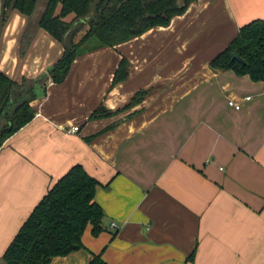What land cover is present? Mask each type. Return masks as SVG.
I'll return each instance as SVG.
<instances>
[{"label":"crops","instance_id":"obj_1","mask_svg":"<svg viewBox=\"0 0 264 264\" xmlns=\"http://www.w3.org/2000/svg\"><path fill=\"white\" fill-rule=\"evenodd\" d=\"M255 18L264 19V0H192L164 25L80 46L61 81L36 89L33 116L0 144V264L72 164L97 181L99 230L86 224L82 246L47 264H86L92 254L106 264H264L263 84L208 65ZM60 51L34 18L8 11L6 76L34 77ZM120 56L128 71L111 83ZM98 107L107 113L89 116Z\"/></svg>","mask_w":264,"mask_h":264},{"label":"trees","instance_id":"obj_2","mask_svg":"<svg viewBox=\"0 0 264 264\" xmlns=\"http://www.w3.org/2000/svg\"><path fill=\"white\" fill-rule=\"evenodd\" d=\"M192 0H0V26L9 10L31 16L35 25L61 46L58 57L34 77L14 80L0 71V144L27 122L34 113L29 101L46 81L59 82L65 76L79 47L88 40L112 46L153 25H164L181 13ZM76 36L75 39L73 37ZM264 19L240 25L227 44L209 62L213 69L230 68L261 80L264 90ZM235 52L240 60L231 59ZM128 62L120 56L111 83L122 80ZM101 107L89 116L106 114ZM97 181L81 165L72 164L43 193L29 211L2 252L4 264H47L53 255L80 248V234L86 224L99 230L101 209L93 200ZM86 264H106L92 254Z\"/></svg>","mask_w":264,"mask_h":264},{"label":"built area","instance_id":"obj_3","mask_svg":"<svg viewBox=\"0 0 264 264\" xmlns=\"http://www.w3.org/2000/svg\"><path fill=\"white\" fill-rule=\"evenodd\" d=\"M245 98H247V97H245ZM227 104L232 106L234 109H237L239 107L238 103L232 102L231 100H227ZM76 129H77L76 125H71V126H69L68 131H75ZM110 226H113L112 222H110Z\"/></svg>","mask_w":264,"mask_h":264},{"label":"rangeland","instance_id":"obj_4","mask_svg":"<svg viewBox=\"0 0 264 264\" xmlns=\"http://www.w3.org/2000/svg\"><path fill=\"white\" fill-rule=\"evenodd\" d=\"M42 2H43V0H36V2H35V10L34 11H37L38 10V8H39V6L42 4ZM31 18H34L33 17V13H32V15H31ZM76 36H77V34L73 37V39H75L76 38ZM85 44H87V43H85ZM81 47H85V45H84V43L81 45Z\"/></svg>","mask_w":264,"mask_h":264},{"label":"water","instance_id":"obj_5","mask_svg":"<svg viewBox=\"0 0 264 264\" xmlns=\"http://www.w3.org/2000/svg\"><path fill=\"white\" fill-rule=\"evenodd\" d=\"M263 41H264V38H263ZM230 58H231V59L240 60V58H239V57L236 55V53L233 52V51L230 53Z\"/></svg>","mask_w":264,"mask_h":264}]
</instances>
